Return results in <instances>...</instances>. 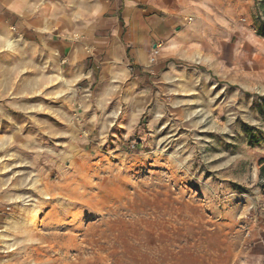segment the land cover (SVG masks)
Wrapping results in <instances>:
<instances>
[{
  "label": "rangeland",
  "instance_id": "374dc122",
  "mask_svg": "<svg viewBox=\"0 0 264 264\" xmlns=\"http://www.w3.org/2000/svg\"><path fill=\"white\" fill-rule=\"evenodd\" d=\"M200 3L217 19L195 48L237 62L245 79H227L244 89L193 99L141 83L127 97L126 83L103 91L98 72L73 82L67 60L40 45L0 54V264H253L264 234V0Z\"/></svg>",
  "mask_w": 264,
  "mask_h": 264
},
{
  "label": "crops",
  "instance_id": "0c3cea01",
  "mask_svg": "<svg viewBox=\"0 0 264 264\" xmlns=\"http://www.w3.org/2000/svg\"><path fill=\"white\" fill-rule=\"evenodd\" d=\"M201 1L0 0V54L10 42L14 46L22 41L40 45L55 60H67L68 69L75 74L73 82L98 72L103 91L126 83L130 90L127 97L141 83L157 86L159 93L166 90L183 95L193 91V99L201 94L210 97L217 91L244 89L239 82L227 79L229 75L245 79L246 70L237 62H224L221 54H202L194 46L198 39L206 41L210 33L207 26L217 19L213 10L203 11L206 5ZM204 12L208 16L203 17ZM76 34L81 39L73 43L69 37ZM158 41H163L164 46L152 64L150 59ZM130 61L137 66L134 75L127 68ZM190 61L193 68L187 66ZM89 62L91 68L87 66ZM202 62L210 63L213 68L201 69L195 65ZM255 73L257 84L261 85L262 72ZM148 90L146 100L150 99ZM85 103L88 105L86 99ZM95 123L92 116L85 126L91 128ZM257 223L264 225V215L259 216ZM260 228L263 234L264 227ZM253 249V264H264V234Z\"/></svg>",
  "mask_w": 264,
  "mask_h": 264
},
{
  "label": "trees",
  "instance_id": "16d2710c",
  "mask_svg": "<svg viewBox=\"0 0 264 264\" xmlns=\"http://www.w3.org/2000/svg\"><path fill=\"white\" fill-rule=\"evenodd\" d=\"M261 35L264 36V26L261 27ZM260 99H262L263 102H261V104L259 105L261 110H264V97H260ZM247 133H248V143L250 146H255L258 145L260 143L259 139L256 137L253 129L251 127H247Z\"/></svg>",
  "mask_w": 264,
  "mask_h": 264
},
{
  "label": "built area",
  "instance_id": "2783aa9c",
  "mask_svg": "<svg viewBox=\"0 0 264 264\" xmlns=\"http://www.w3.org/2000/svg\"><path fill=\"white\" fill-rule=\"evenodd\" d=\"M157 49H158V47L156 46L155 53H154L153 57L150 59V62L152 64L156 62V55H158V53H159Z\"/></svg>",
  "mask_w": 264,
  "mask_h": 264
},
{
  "label": "bare ground",
  "instance_id": "6f19581e",
  "mask_svg": "<svg viewBox=\"0 0 264 264\" xmlns=\"http://www.w3.org/2000/svg\"><path fill=\"white\" fill-rule=\"evenodd\" d=\"M36 213V212H35Z\"/></svg>",
  "mask_w": 264,
  "mask_h": 264
}]
</instances>
